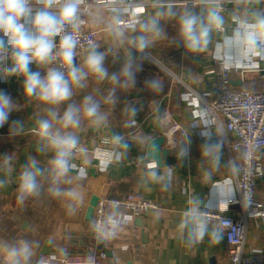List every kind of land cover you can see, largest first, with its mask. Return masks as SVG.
Instances as JSON below:
<instances>
[{"label":"crops","instance_id":"0c3cea01","mask_svg":"<svg viewBox=\"0 0 264 264\" xmlns=\"http://www.w3.org/2000/svg\"><path fill=\"white\" fill-rule=\"evenodd\" d=\"M133 0L136 7H144L135 28L119 25L125 17L104 7L91 8V15L80 12V19L88 31L97 32L96 47L104 53V67L109 77H120L117 83L110 79H97L89 74L84 86L73 89L70 100L50 105L24 91L25 77H5L0 72V91L10 96L13 109L3 127H0V244L28 241L33 245L30 263L47 243L51 255L42 264H60L53 256L94 254L98 241L94 239L92 221L85 216L93 196L100 199H118L130 193L158 204V209L140 217L142 228L135 225L136 217L127 211H116L122 220L116 234L105 240L114 262L103 264H227L228 245L221 230L212 226L199 227L197 215L203 209H217L228 198L237 195L236 178L239 175V155L230 153L226 141L232 144L235 137L223 126H214L198 116L196 94L211 99L217 93V67L215 57H223L233 67L234 86L252 92L261 90L264 79V59L247 56L264 53V45L254 49L233 46L223 47L224 38L231 36L237 27L233 15L252 20L253 13L264 15V0H219L224 17V32L213 29L208 46L200 52L189 51L180 36L179 17L185 11L197 15L206 13L208 0ZM159 17L161 35L140 52L133 46V37L144 34L140 25L150 17ZM123 32V37L116 32ZM5 42H6V38ZM57 37H55V42ZM87 50L79 57L77 65L84 66ZM249 62L252 70H245ZM131 64L133 82L124 87L126 78L121 75L125 64ZM7 63L6 67H10ZM32 71L47 74L50 64L40 66L33 62ZM87 70V69H85ZM152 82L159 87L153 89ZM99 104V118L83 114L85 97ZM69 105L79 108L80 126L64 131L77 137V148L71 164L82 166L87 176L73 169L59 185L65 192L76 188L82 195L78 202L67 197H53L51 183L41 177L38 196L17 200L19 177L31 159L42 169L48 167L54 153L42 150L35 129L38 121L51 119L49 110L59 115ZM135 109V113L132 110ZM174 123L186 132L175 135L178 145L172 154L184 160L168 167H158L146 156L151 140L166 136ZM204 132V133H203ZM119 137L122 159L97 170L91 151L96 146H111ZM205 139H216L217 144L205 146ZM264 159V151L262 153ZM7 161V162H6ZM155 163V166H149ZM218 182L221 184L217 185ZM256 196L264 203V176L258 181ZM72 205L71 207L69 205ZM242 213L238 204L230 205L225 212L228 218ZM194 217L191 244H186L187 219ZM143 233L148 236L149 261H144ZM264 250V219H249L245 239V252ZM0 264H6L0 252Z\"/></svg>","mask_w":264,"mask_h":264},{"label":"clouds","instance_id":"9594fccd","mask_svg":"<svg viewBox=\"0 0 264 264\" xmlns=\"http://www.w3.org/2000/svg\"><path fill=\"white\" fill-rule=\"evenodd\" d=\"M80 4L81 0H0V64L5 59L11 60V66L0 67V72L5 77L23 75L27 96L50 105H59L71 99L74 88L84 86L83 82L89 74L99 80L108 78L113 83L119 81L120 77L116 74L109 77L103 65L104 53L99 52L91 42L84 57V66L80 67L74 63L78 45L77 33L83 23L80 19ZM221 12L219 0H208L206 13L197 15L185 11L179 17L180 36L189 51L200 52L208 46L210 32L213 29H221L225 23ZM161 15L162 13H157L140 25L144 34L131 40L138 51L143 52L161 35ZM232 19L237 27L231 36L224 38L223 47L244 46L254 49L258 44L264 45V15L253 13L251 21L247 17L237 15H233ZM68 28L72 31H66ZM116 35L123 37V32L117 30ZM57 36H60L58 46L55 43ZM56 60L60 61V68H48L43 77L40 72L30 68L33 62L47 66ZM61 68H66L67 73L61 71ZM121 75L126 78L123 86H130L133 82L130 63L125 64ZM151 87L157 89L159 85L152 82ZM12 109L10 96L0 91V127L8 120ZM80 111L73 105H69L62 115L50 109L51 119L38 121L35 132L42 150L51 151L54 156L46 169H42L35 159H31L24 166L17 190L19 203L40 194L41 177L50 180L49 191L53 197H67L73 203L82 199L78 189L73 188L65 192L59 186L73 168L70 160L78 144L77 137L64 130L80 126ZM132 113H135V109ZM83 114L89 118H99V104L93 102L90 96L84 99ZM119 139L116 137L117 141ZM4 184L5 181L0 180V188ZM121 223L120 218L109 215L102 221H94L92 227L98 238L107 239L116 234V229ZM0 252L3 253L6 264H29L33 245L28 241L4 243L0 244Z\"/></svg>","mask_w":264,"mask_h":264},{"label":"built area","instance_id":"2783aa9c","mask_svg":"<svg viewBox=\"0 0 264 264\" xmlns=\"http://www.w3.org/2000/svg\"><path fill=\"white\" fill-rule=\"evenodd\" d=\"M182 4L193 6L192 0L181 1ZM104 7L110 12L121 15L126 20L119 25L132 29L139 22V15L145 12L144 7H136L133 0H81L80 12L91 15L92 7ZM81 24L78 36V45L74 63L77 65L79 57L87 50L91 42L96 45L97 32L88 31ZM222 32L225 29L222 27ZM66 31H72L70 28ZM60 43V36L55 42ZM10 51V50H9ZM56 50H54L55 52ZM254 57L264 59V53L255 52L247 56V61L251 62ZM249 62L244 66L245 70H252ZM11 63L10 59H5L0 67H6ZM214 64L217 67V93L211 99L196 94V99L201 102L196 104L198 116L207 119L214 126H223L226 132L232 134L235 140L232 144L226 141L230 153L239 155L240 167L239 175L236 178L237 195L228 198L217 209H203L197 215L196 224L199 227L212 226L221 230L228 245L227 264H264V250H251L245 252V239L247 224L249 219H264V203L256 196L258 181L264 176V79L261 83V90L252 92L234 86L233 67L223 57H215ZM50 67L60 68V61L56 60ZM61 71L67 73L66 68ZM204 133V132H203ZM185 136V130L177 123H174L167 133L166 140L171 148L178 145L175 135ZM81 153L82 149H76ZM92 160L96 163L97 170L104 171L108 166L118 163L122 159L120 141L111 146H96L91 151ZM73 169L83 176H87L86 170L78 164H72ZM149 166H155L150 163ZM221 184L218 182L217 185ZM238 204L242 208V213L237 218H228L225 212L228 207ZM158 209V204L152 200L142 198L136 193H130L118 199H100L97 203L93 221H102L116 211H127L135 217H142L151 211ZM92 232L96 241V232ZM52 260L60 264H103L107 259L104 252L99 251L94 254L53 256Z\"/></svg>","mask_w":264,"mask_h":264},{"label":"water","instance_id":"95a60500","mask_svg":"<svg viewBox=\"0 0 264 264\" xmlns=\"http://www.w3.org/2000/svg\"><path fill=\"white\" fill-rule=\"evenodd\" d=\"M166 142H167V140H166L165 136H159V137L151 140L147 146V151H146L147 158L149 160L155 162L156 165L160 168L172 166V165L176 164L177 162L184 160V158L182 156H175L174 154H172L171 148H168L165 146ZM203 144L205 146H212L214 144L216 145L217 140L216 139H205L203 141ZM100 198L101 197H99V196H93L92 197L90 204H89V207H88L87 212H86V216H85L86 222L93 221L94 210H95V207H96L97 203L99 202ZM135 225L142 228L143 218L136 217ZM193 233H194V217H189L187 219V225H186V244H191ZM143 242L145 244V246L143 248L144 261L148 262L149 261V255H148V249L149 248L147 246L148 245V236L145 233H143ZM97 249L99 251L104 252V254L106 255V258L110 262H114L112 253L110 251H108L105 247V240L102 239V240L98 241ZM51 254L52 253L49 250V247L46 243L45 246L42 248V250H40V252L38 253V256L33 260V262L30 263V261H29V264H42L43 258L48 257ZM128 264H131V263L129 262Z\"/></svg>","mask_w":264,"mask_h":264}]
</instances>
